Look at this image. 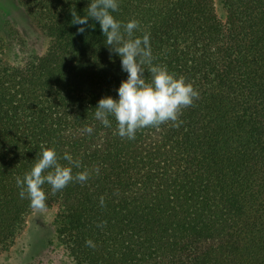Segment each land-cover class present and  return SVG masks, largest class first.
<instances>
[{
    "label": "trees",
    "instance_id": "obj_1",
    "mask_svg": "<svg viewBox=\"0 0 264 264\" xmlns=\"http://www.w3.org/2000/svg\"><path fill=\"white\" fill-rule=\"evenodd\" d=\"M20 1L51 47L0 63V253L35 210L16 177L47 147L89 171L55 194L43 185L74 264H264V0H223L224 19L216 0H119L113 15L150 33L154 63L199 92L179 127L133 140L94 118L127 73L98 22L71 23L90 0Z\"/></svg>",
    "mask_w": 264,
    "mask_h": 264
},
{
    "label": "clouds",
    "instance_id": "obj_2",
    "mask_svg": "<svg viewBox=\"0 0 264 264\" xmlns=\"http://www.w3.org/2000/svg\"><path fill=\"white\" fill-rule=\"evenodd\" d=\"M86 9L84 15L72 11L71 23L79 26L77 32L83 33L89 18L98 22L105 45L120 57L121 71L127 73L116 89L115 98L108 95L98 100L95 120L104 127H112L114 120L115 134L129 140L135 139L136 132L143 128L168 122L179 127L182 109L191 106L199 96L193 84L170 72L166 65L154 63L150 33L143 31L135 35L141 30L137 19L122 22L113 15L119 9V0H90ZM85 131L91 134L93 128L89 126ZM61 159L67 165L61 164ZM74 167L79 169L81 163L69 152L61 157L55 148L42 147L30 171L16 177L20 198H27L34 209H44L47 195L43 185H49L55 194L73 181L83 183L89 179L88 170L73 174ZM100 202L103 204V198ZM85 243L95 247L91 239Z\"/></svg>",
    "mask_w": 264,
    "mask_h": 264
},
{
    "label": "rangeland",
    "instance_id": "obj_3",
    "mask_svg": "<svg viewBox=\"0 0 264 264\" xmlns=\"http://www.w3.org/2000/svg\"><path fill=\"white\" fill-rule=\"evenodd\" d=\"M216 6L224 19L223 0H216ZM50 47V37L20 0H0V63L32 60ZM59 213L58 207L31 212L15 240L0 253V264H74L57 234Z\"/></svg>",
    "mask_w": 264,
    "mask_h": 264
}]
</instances>
